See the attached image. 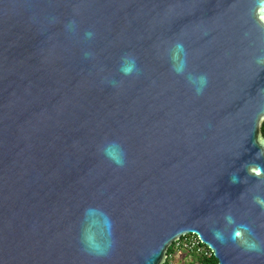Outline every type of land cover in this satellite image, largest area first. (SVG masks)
<instances>
[{"label": "water", "instance_id": "water-1", "mask_svg": "<svg viewBox=\"0 0 264 264\" xmlns=\"http://www.w3.org/2000/svg\"><path fill=\"white\" fill-rule=\"evenodd\" d=\"M263 123L264 0H0V264H264Z\"/></svg>", "mask_w": 264, "mask_h": 264}, {"label": "built area", "instance_id": "built-area-1", "mask_svg": "<svg viewBox=\"0 0 264 264\" xmlns=\"http://www.w3.org/2000/svg\"><path fill=\"white\" fill-rule=\"evenodd\" d=\"M178 250H185L189 253L198 255L211 256L212 251L199 239L197 235L189 234L182 237L175 243Z\"/></svg>", "mask_w": 264, "mask_h": 264}, {"label": "trees", "instance_id": "trees-1", "mask_svg": "<svg viewBox=\"0 0 264 264\" xmlns=\"http://www.w3.org/2000/svg\"><path fill=\"white\" fill-rule=\"evenodd\" d=\"M262 133L264 136V123L262 125ZM179 250L176 248V244H174L168 252V258L164 264H175L174 256ZM182 251V250H181ZM194 259L193 264H219V261L215 258L214 254L211 256L198 255L196 253H189Z\"/></svg>", "mask_w": 264, "mask_h": 264}, {"label": "rangeland", "instance_id": "rangeland-1", "mask_svg": "<svg viewBox=\"0 0 264 264\" xmlns=\"http://www.w3.org/2000/svg\"><path fill=\"white\" fill-rule=\"evenodd\" d=\"M174 262L175 264H193L194 259L188 251L179 250L174 256Z\"/></svg>", "mask_w": 264, "mask_h": 264}, {"label": "clouds", "instance_id": "clouds-1", "mask_svg": "<svg viewBox=\"0 0 264 264\" xmlns=\"http://www.w3.org/2000/svg\"><path fill=\"white\" fill-rule=\"evenodd\" d=\"M133 64H134V62H133ZM121 71L124 72L125 75H129L131 73V68L122 66ZM116 162L118 164H122L123 163V154L122 153H121V158L119 160H117ZM230 182L235 184V183L239 182V179H238V177H236L235 179L232 178V179H230ZM261 203H264V202H261Z\"/></svg>", "mask_w": 264, "mask_h": 264}, {"label": "snow or ice", "instance_id": "snow-or-ice-1", "mask_svg": "<svg viewBox=\"0 0 264 264\" xmlns=\"http://www.w3.org/2000/svg\"><path fill=\"white\" fill-rule=\"evenodd\" d=\"M237 235H239V233H237Z\"/></svg>", "mask_w": 264, "mask_h": 264}]
</instances>
